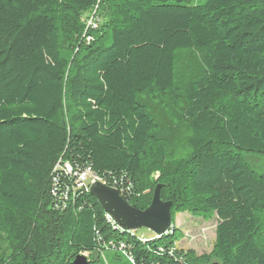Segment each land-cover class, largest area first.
I'll return each mask as SVG.
<instances>
[{"label":"trees","instance_id":"1","mask_svg":"<svg viewBox=\"0 0 264 264\" xmlns=\"http://www.w3.org/2000/svg\"><path fill=\"white\" fill-rule=\"evenodd\" d=\"M249 154L264 157V0H0V264H264ZM87 172L140 211L161 186L171 231L109 221ZM179 213L216 216L211 257L177 247Z\"/></svg>","mask_w":264,"mask_h":264},{"label":"water","instance_id":"2","mask_svg":"<svg viewBox=\"0 0 264 264\" xmlns=\"http://www.w3.org/2000/svg\"><path fill=\"white\" fill-rule=\"evenodd\" d=\"M161 189V186L155 189L152 203L145 211L132 207L122 198L118 190L100 181L92 184L90 194L124 231L137 232L140 229H147L155 236L161 237L173 228V204L162 200ZM71 264H90V261L88 257L79 255Z\"/></svg>","mask_w":264,"mask_h":264},{"label":"rangeland","instance_id":"3","mask_svg":"<svg viewBox=\"0 0 264 264\" xmlns=\"http://www.w3.org/2000/svg\"><path fill=\"white\" fill-rule=\"evenodd\" d=\"M247 162L252 169L258 173H264V157L256 154H249L246 157ZM175 225L183 232V238L179 240L177 247L182 250L190 251L198 257H211L214 251L216 242V216L210 217H195L190 213H179L175 216ZM137 235L141 238L151 239L155 235L147 229H140ZM0 245L4 246V242L0 239ZM89 257L88 254L85 255ZM93 255L96 260L94 264H127L126 259L116 260L114 255L107 254L106 258ZM210 264H218L211 257Z\"/></svg>","mask_w":264,"mask_h":264},{"label":"built area","instance_id":"4","mask_svg":"<svg viewBox=\"0 0 264 264\" xmlns=\"http://www.w3.org/2000/svg\"><path fill=\"white\" fill-rule=\"evenodd\" d=\"M89 25H91L92 27H96V23L94 21V17L89 21ZM88 40H90V38H88ZM60 167V165L58 164L57 165V168ZM64 168L67 170V172L69 174H72V169L70 168V166L68 164H66L64 166ZM90 179V187L92 186L93 183L97 182V181H100L102 182L96 175H93V174H90V172H87V173H83V174H80L78 176V180L76 181V184L79 185V186H82L83 183L87 182V180ZM103 184H105L104 182H102ZM106 185V184H105ZM107 186V185H106ZM115 189V188H114ZM117 190V189H116ZM120 193V192H119ZM121 195V194H120ZM108 217V220L109 221H113L114 223H116L109 215H107Z\"/></svg>","mask_w":264,"mask_h":264}]
</instances>
